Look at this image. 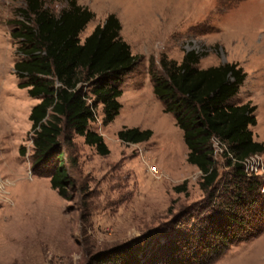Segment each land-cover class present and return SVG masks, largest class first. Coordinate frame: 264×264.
I'll use <instances>...</instances> for the list:
<instances>
[{
	"label": "rangeland",
	"instance_id": "374dc122",
	"mask_svg": "<svg viewBox=\"0 0 264 264\" xmlns=\"http://www.w3.org/2000/svg\"><path fill=\"white\" fill-rule=\"evenodd\" d=\"M77 2L95 13L80 35L82 41L115 14L137 59L120 86V114L106 123L104 105L99 104L90 124L104 137L108 155L65 128L59 151H64L72 183L63 197L51 185V174L60 164L56 156L42 165L34 162L29 116L41 99L20 87L25 80L15 70L22 44L14 33L26 0H0V264H93L98 253L160 235L175 221L188 231L217 212L226 188H231L225 147L214 139L220 181L206 191L201 170L188 162L183 130L154 93L150 64L163 75V58L181 63L193 50L201 55V69L225 63L242 67L247 77L232 102L257 106V123L250 128L254 139L264 143V0ZM45 4L59 13L68 1ZM135 127L151 129L152 137L140 143L119 138V131ZM247 159L246 170L254 169L252 174L264 180V153ZM186 181L187 190L176 191ZM259 220L264 224L256 215ZM213 264H264V232L234 245Z\"/></svg>",
	"mask_w": 264,
	"mask_h": 264
},
{
	"label": "trees",
	"instance_id": "16d2710c",
	"mask_svg": "<svg viewBox=\"0 0 264 264\" xmlns=\"http://www.w3.org/2000/svg\"><path fill=\"white\" fill-rule=\"evenodd\" d=\"M67 1V7L54 13L45 0H26L14 33L22 44V58L15 63L16 74L25 80L20 87L41 99L29 116L34 162L42 165L56 156L60 164L51 174V185L63 197H68L72 183L64 151H59L65 128L83 136L99 154L108 155L104 137L90 124L99 104L104 105L106 123L120 114V86L137 59L121 36L122 24L115 14L82 41L80 35L95 13L77 0ZM200 59L193 50L181 63L163 58V75L150 64L154 93L183 130L188 162L201 170V187L206 191L217 188L220 181L214 139L221 141L232 167L229 192L215 214L204 216L190 230L173 221L160 235L136 238L96 254L93 264H213L234 245L264 232L263 222L255 221L256 215L264 218V180L247 171L245 163L264 153V143L254 139L250 128L257 123V106L232 102L247 73L235 63L201 69ZM152 135L151 129L137 127L118 133L122 141L131 143L148 141ZM175 189L186 191L187 181Z\"/></svg>",
	"mask_w": 264,
	"mask_h": 264
},
{
	"label": "built area",
	"instance_id": "2783aa9c",
	"mask_svg": "<svg viewBox=\"0 0 264 264\" xmlns=\"http://www.w3.org/2000/svg\"><path fill=\"white\" fill-rule=\"evenodd\" d=\"M216 139H218V138H216ZM219 140V139H218ZM219 142H220V144L223 146V144L221 143V141L219 140ZM253 158V157H252ZM248 161H250V159H247V162ZM246 163V162H245ZM250 167H248V170L250 171V172H254V169H251ZM157 169H154V171H156Z\"/></svg>",
	"mask_w": 264,
	"mask_h": 264
}]
</instances>
